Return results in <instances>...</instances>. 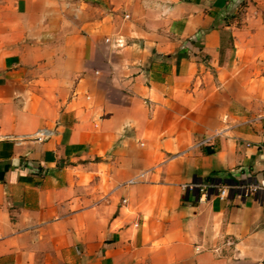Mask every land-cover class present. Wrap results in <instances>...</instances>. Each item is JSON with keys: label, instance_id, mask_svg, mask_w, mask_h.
<instances>
[{"label": "crops", "instance_id": "obj_1", "mask_svg": "<svg viewBox=\"0 0 264 264\" xmlns=\"http://www.w3.org/2000/svg\"><path fill=\"white\" fill-rule=\"evenodd\" d=\"M263 175L264 0H0V264H264Z\"/></svg>", "mask_w": 264, "mask_h": 264}, {"label": "built area", "instance_id": "obj_2", "mask_svg": "<svg viewBox=\"0 0 264 264\" xmlns=\"http://www.w3.org/2000/svg\"><path fill=\"white\" fill-rule=\"evenodd\" d=\"M196 185L197 184H184L183 187L184 189H191ZM231 191L237 193L239 197H254L255 199L261 201L264 209V175L260 179L251 181L249 183L222 186L219 189L218 196L221 199H226L228 198Z\"/></svg>", "mask_w": 264, "mask_h": 264}, {"label": "rangeland", "instance_id": "obj_3", "mask_svg": "<svg viewBox=\"0 0 264 264\" xmlns=\"http://www.w3.org/2000/svg\"><path fill=\"white\" fill-rule=\"evenodd\" d=\"M247 8L248 4L244 3L243 5H241V7H239L238 13L234 16V20L241 21L243 14L246 12Z\"/></svg>", "mask_w": 264, "mask_h": 264}]
</instances>
